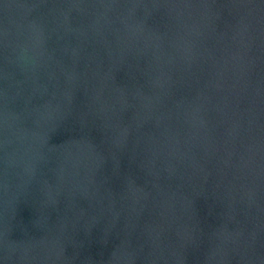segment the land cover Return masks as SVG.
Masks as SVG:
<instances>
[{"label":"water","instance_id":"1","mask_svg":"<svg viewBox=\"0 0 264 264\" xmlns=\"http://www.w3.org/2000/svg\"><path fill=\"white\" fill-rule=\"evenodd\" d=\"M0 264H264V0H0Z\"/></svg>","mask_w":264,"mask_h":264}]
</instances>
